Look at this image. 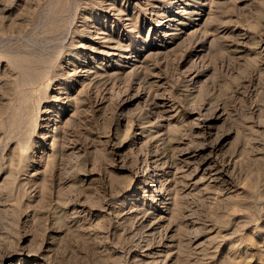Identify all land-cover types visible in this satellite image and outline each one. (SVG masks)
I'll return each mask as SVG.
<instances>
[{"label":"rangeland","instance_id":"obj_1","mask_svg":"<svg viewBox=\"0 0 264 264\" xmlns=\"http://www.w3.org/2000/svg\"><path fill=\"white\" fill-rule=\"evenodd\" d=\"M0 264H264V0H0Z\"/></svg>","mask_w":264,"mask_h":264},{"label":"bare ground","instance_id":"obj_2","mask_svg":"<svg viewBox=\"0 0 264 264\" xmlns=\"http://www.w3.org/2000/svg\"><path fill=\"white\" fill-rule=\"evenodd\" d=\"M146 175H148V173L146 172ZM150 175L151 176H156L155 175V172L153 171V173L152 172H150ZM157 179V178H156ZM150 182V181H149ZM156 192H159V190H157ZM169 202L167 201V198H165L164 196L162 197V201H161V204H160V207H163V208H165V207H167ZM76 217H72V219L74 220Z\"/></svg>","mask_w":264,"mask_h":264}]
</instances>
